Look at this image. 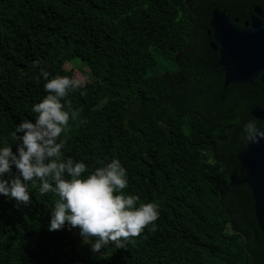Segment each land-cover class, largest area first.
<instances>
[{
    "label": "trees",
    "instance_id": "obj_1",
    "mask_svg": "<svg viewBox=\"0 0 264 264\" xmlns=\"http://www.w3.org/2000/svg\"><path fill=\"white\" fill-rule=\"evenodd\" d=\"M257 6L0 0V264H264L238 158L264 82L224 88L205 40Z\"/></svg>",
    "mask_w": 264,
    "mask_h": 264
},
{
    "label": "water",
    "instance_id": "obj_2",
    "mask_svg": "<svg viewBox=\"0 0 264 264\" xmlns=\"http://www.w3.org/2000/svg\"><path fill=\"white\" fill-rule=\"evenodd\" d=\"M239 21V18L233 19L226 11L217 8L212 10L210 32L214 40L211 46L219 50L224 88L232 83L253 82L256 78L264 82V9L257 6L244 28L237 25ZM252 113L264 121V107L256 106ZM238 158L247 170L256 216L264 234V124Z\"/></svg>",
    "mask_w": 264,
    "mask_h": 264
},
{
    "label": "rangeland",
    "instance_id": "obj_3",
    "mask_svg": "<svg viewBox=\"0 0 264 264\" xmlns=\"http://www.w3.org/2000/svg\"><path fill=\"white\" fill-rule=\"evenodd\" d=\"M163 66L166 65V62L162 61L161 59L159 60ZM70 65H67V68H71L74 73V80L76 82H83L88 80L87 75L90 76V69L87 67V65L82 62L80 59H73L72 61L69 62Z\"/></svg>",
    "mask_w": 264,
    "mask_h": 264
},
{
    "label": "flooded vegetation",
    "instance_id": "obj_4",
    "mask_svg": "<svg viewBox=\"0 0 264 264\" xmlns=\"http://www.w3.org/2000/svg\"><path fill=\"white\" fill-rule=\"evenodd\" d=\"M205 40L208 42V51L211 53L212 51H218L215 50L212 46H211V42L214 40V36L213 33L210 32V28L206 30L205 33Z\"/></svg>",
    "mask_w": 264,
    "mask_h": 264
}]
</instances>
